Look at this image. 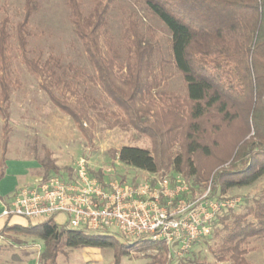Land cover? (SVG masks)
Returning a JSON list of instances; mask_svg holds the SVG:
<instances>
[{"label":"trees","instance_id":"trees-1","mask_svg":"<svg viewBox=\"0 0 264 264\" xmlns=\"http://www.w3.org/2000/svg\"><path fill=\"white\" fill-rule=\"evenodd\" d=\"M142 9L169 35V63L186 84V93L154 100L152 67L155 46L140 24L131 19L120 45L107 40L115 0H93L90 11L82 0H66L72 31L93 71V81L121 111L128 125L148 136L152 151L124 146L117 160L129 167L157 174L173 168L199 175L196 159L218 162L210 174L214 193L250 187L264 177V0H138ZM37 0H26L14 32L10 19H0V115L3 151L9 135L14 61L19 54L28 71L41 79V88L53 105L84 129V113L67 99L75 96L80 70L64 66L57 57L46 61L30 57L29 27L39 11ZM57 92L59 94H57ZM178 142L180 152L170 149ZM1 164L0 180L4 177ZM49 171L57 168L47 153ZM224 166V167H223ZM4 232L35 236L44 242L40 264H57L64 249L94 247L114 251V264L127 257L129 245H119L108 234L97 235L58 226L53 219L27 228L12 226ZM3 232V233H4ZM218 240L212 255L218 264H251L246 256L252 240L264 238V195L244 213L228 210L211 228ZM154 264H166L167 249L153 242ZM135 244V243H133ZM156 246V247H155Z\"/></svg>","mask_w":264,"mask_h":264},{"label":"rangeland","instance_id":"rangeland-1","mask_svg":"<svg viewBox=\"0 0 264 264\" xmlns=\"http://www.w3.org/2000/svg\"><path fill=\"white\" fill-rule=\"evenodd\" d=\"M39 11L32 18L29 30L30 57L46 61L50 56L57 57L64 66L71 65L81 69L76 81V95H68L67 99L74 103L84 113L83 134L71 117L56 108L48 95L41 88V79L31 74L22 63L18 53L14 61V81L10 100L9 135L6 151H3V119L0 115V171L1 164L7 159H27L38 163L33 172L35 176L48 181L57 176L72 182L76 177V169L81 162L87 171L102 182L121 181L123 183H145L151 188L158 187L159 182L168 178L172 188L178 187L177 178L184 181L180 198L174 201L175 206L180 200L186 203H203L209 212L214 213V219L209 223L213 228L217 218L224 216L228 210L244 213L251 203L264 195V177L250 187L230 189L226 193H214L211 189L210 174L220 168L218 162L204 158L196 159L199 175L190 176L178 173L173 168L157 174H150L126 166L116 158V152L124 146L140 147L152 152L153 141L143 133L128 125L121 111L110 101L93 81V71L86 60L84 50L73 34L69 21L66 0H37ZM106 1V0H104ZM26 0H0V19H10V29L14 32L16 24L22 19ZM83 7L90 11L93 0H82ZM110 17V40L114 45H120V36L124 27L131 19L140 24L141 31L156 48V57L152 70L157 79L154 82V100L169 102L171 96H181L186 93V84L179 72L169 63V35L162 25L150 17L138 0H115ZM57 94H59L57 92ZM170 154L175 157L180 152L178 142L171 143ZM57 168L49 171L47 153ZM224 167V166H223ZM18 191L15 192V195ZM197 203V204H198ZM217 206V209L214 207ZM28 222L26 218L19 217ZM66 221H59L58 226H64ZM112 236L117 244L129 245V255L126 257L135 264H154L156 250L153 249L148 237L127 240L116 229L110 232H99L97 235ZM0 246V261L11 260L13 255L25 257L29 249L37 250L44 242L35 236L23 233H13ZM218 240L210 233L201 236L184 252L179 260L170 264H218L211 249ZM135 243V244H133ZM29 247L27 251L16 249ZM156 247V246H155ZM94 248V247H83ZM251 251L246 259L251 264H264V238L252 240ZM81 249V248H77ZM111 251V249L99 248ZM66 250V249H64ZM62 256H64L63 252ZM60 253V254H61ZM166 264H169L168 258ZM5 260V261H7Z\"/></svg>","mask_w":264,"mask_h":264},{"label":"built area","instance_id":"built-area-1","mask_svg":"<svg viewBox=\"0 0 264 264\" xmlns=\"http://www.w3.org/2000/svg\"><path fill=\"white\" fill-rule=\"evenodd\" d=\"M177 183L176 188L168 178L156 188L145 183H106L81 162L72 182L57 176L48 181L39 178L20 189L3 217L43 222L64 215L67 229L90 233L116 229L127 240L148 237L166 247L170 264L211 233L209 223L214 219L203 203L180 200L175 206L184 181L177 178Z\"/></svg>","mask_w":264,"mask_h":264},{"label":"crops","instance_id":"crops-1","mask_svg":"<svg viewBox=\"0 0 264 264\" xmlns=\"http://www.w3.org/2000/svg\"><path fill=\"white\" fill-rule=\"evenodd\" d=\"M38 166V163L34 160L15 158L5 160L4 177L0 180V246L8 241L9 243L13 241V239H9L13 233L4 232L5 228L12 226L27 228L41 223L26 222L19 217H3L4 210L11 205L15 198V192L39 179L38 176L33 174ZM53 220L57 225H59V221L67 222V218L64 215H58ZM64 226H66V224ZM14 247L22 251L24 249H26L24 251L29 249L28 246L18 247L14 245ZM29 251L31 252H25V257L21 258L17 255H13L11 260H1L0 264H40L39 259L43 247L41 246L37 250L29 249ZM63 253L64 256H62V253L59 254L57 264H114L115 259L113 250L107 251L99 248L66 249ZM120 264H135V262H131L130 259L122 257Z\"/></svg>","mask_w":264,"mask_h":264}]
</instances>
